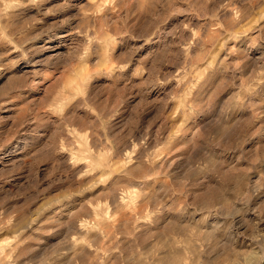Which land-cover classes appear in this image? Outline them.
Segmentation results:
<instances>
[{"label":"rangeland","instance_id":"obj_1","mask_svg":"<svg viewBox=\"0 0 264 264\" xmlns=\"http://www.w3.org/2000/svg\"><path fill=\"white\" fill-rule=\"evenodd\" d=\"M0 264H264V0H0Z\"/></svg>","mask_w":264,"mask_h":264}]
</instances>
